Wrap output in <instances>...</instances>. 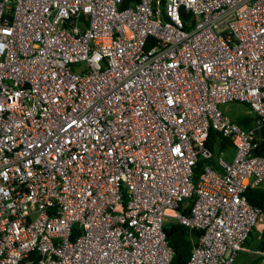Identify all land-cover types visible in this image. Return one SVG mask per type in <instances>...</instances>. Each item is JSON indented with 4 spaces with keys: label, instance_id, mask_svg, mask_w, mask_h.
<instances>
[{
    "label": "built area",
    "instance_id": "1",
    "mask_svg": "<svg viewBox=\"0 0 264 264\" xmlns=\"http://www.w3.org/2000/svg\"><path fill=\"white\" fill-rule=\"evenodd\" d=\"M121 1L0 0V264H168L165 221L231 264L262 214L264 0Z\"/></svg>",
    "mask_w": 264,
    "mask_h": 264
},
{
    "label": "trees",
    "instance_id": "2",
    "mask_svg": "<svg viewBox=\"0 0 264 264\" xmlns=\"http://www.w3.org/2000/svg\"><path fill=\"white\" fill-rule=\"evenodd\" d=\"M133 0H122L121 6L129 4ZM255 116L248 112L242 116L235 118V121L244 127L252 125ZM256 144L253 152L264 155V123H259L255 128ZM230 144L228 138L221 137L219 133L210 128L208 130L207 138L205 140L206 147L210 150L212 155L198 156L193 166V179L197 176L204 163H209L213 167H217L213 153L218 149H223ZM246 199L253 205L257 206L262 213H264V188L260 186H247L245 192ZM191 201V197L183 199L179 207L182 210H187ZM165 239L172 249V255L168 264H184L191 247L196 240L199 231L193 228H188L183 224L174 221H165L162 225ZM256 230L252 226L248 231L247 241H256V247L259 250L264 249V227L259 231L258 238L255 237ZM257 233V232H256ZM245 238V239H246ZM256 238V239H255Z\"/></svg>",
    "mask_w": 264,
    "mask_h": 264
},
{
    "label": "rangeland",
    "instance_id": "3",
    "mask_svg": "<svg viewBox=\"0 0 264 264\" xmlns=\"http://www.w3.org/2000/svg\"><path fill=\"white\" fill-rule=\"evenodd\" d=\"M219 107L227 116H229L233 120L249 112V110L247 109V105L244 102L235 101V100L223 104H219ZM233 150H234L233 146L231 145L226 146L225 148H223V156L226 159H230L231 155L233 154ZM213 157H215V152L213 153ZM258 186L264 188V177L259 181ZM257 225L261 229L264 227V214H260V216L257 218L256 226Z\"/></svg>",
    "mask_w": 264,
    "mask_h": 264
},
{
    "label": "crops",
    "instance_id": "4",
    "mask_svg": "<svg viewBox=\"0 0 264 264\" xmlns=\"http://www.w3.org/2000/svg\"><path fill=\"white\" fill-rule=\"evenodd\" d=\"M253 227L255 228L257 232V233L255 232V237L258 238L259 236L258 233L261 228H259L258 225L256 226V223ZM258 251L259 249L256 247V241H247V238H246L244 242L242 243V249H240L236 253L231 264H259L260 254L258 253Z\"/></svg>",
    "mask_w": 264,
    "mask_h": 264
}]
</instances>
